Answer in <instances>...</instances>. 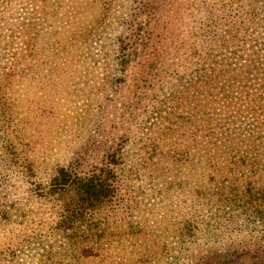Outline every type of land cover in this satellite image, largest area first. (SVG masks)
I'll use <instances>...</instances> for the list:
<instances>
[{
	"label": "trees",
	"instance_id": "trees-1",
	"mask_svg": "<svg viewBox=\"0 0 264 264\" xmlns=\"http://www.w3.org/2000/svg\"><path fill=\"white\" fill-rule=\"evenodd\" d=\"M239 18L264 35V0H0V184L50 210L68 264L148 210L264 229V37L244 57Z\"/></svg>",
	"mask_w": 264,
	"mask_h": 264
},
{
	"label": "rangeland",
	"instance_id": "rangeland-1",
	"mask_svg": "<svg viewBox=\"0 0 264 264\" xmlns=\"http://www.w3.org/2000/svg\"><path fill=\"white\" fill-rule=\"evenodd\" d=\"M247 24L246 19L234 20V25L240 28L239 35L246 33L243 43L236 44L237 48H242L239 51L244 57L249 50L263 48L259 39V35L264 37L262 30L247 32ZM15 41L19 43L20 39L17 37ZM85 47L96 58V43ZM5 180L6 183L0 184V208L7 210L10 216L0 218V264H68L73 258L66 241L50 235L53 223L50 210L45 208L39 215L28 214L32 205L27 201L25 188L14 183L12 177ZM260 184L264 185V175ZM43 215V220L38 221L37 216ZM136 217L144 221L140 236L126 237L129 230L121 226L105 230L106 243L99 255L79 264H264L261 226L221 230L199 226L191 230L194 233L191 235L182 229L184 222L168 212L148 210ZM156 219H160L158 225L153 222ZM251 236H260L258 243L249 241ZM93 239L89 238V242Z\"/></svg>",
	"mask_w": 264,
	"mask_h": 264
}]
</instances>
